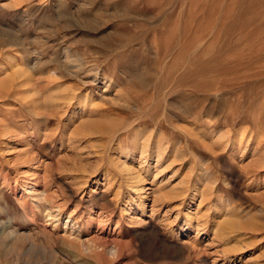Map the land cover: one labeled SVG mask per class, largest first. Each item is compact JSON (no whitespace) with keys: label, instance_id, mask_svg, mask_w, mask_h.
<instances>
[{"label":"rangeland","instance_id":"374dc122","mask_svg":"<svg viewBox=\"0 0 264 264\" xmlns=\"http://www.w3.org/2000/svg\"><path fill=\"white\" fill-rule=\"evenodd\" d=\"M0 69V264H264V0H0ZM53 82L114 131L33 108Z\"/></svg>","mask_w":264,"mask_h":264},{"label":"bare ground","instance_id":"6f19581e","mask_svg":"<svg viewBox=\"0 0 264 264\" xmlns=\"http://www.w3.org/2000/svg\"><path fill=\"white\" fill-rule=\"evenodd\" d=\"M9 59V58H8ZM14 59V58H13ZM12 59V60H13ZM15 60V59H14ZM75 60V59H74ZM73 60V61H74ZM3 61V60H2ZM11 61V60H10ZM5 63H6V61H4ZM14 62V61H13ZM16 62V61H15ZM74 65L73 66H71V68H74V69H77L78 71H77V73H81V72H85L86 74H85V76H87L88 78H91L92 80V82H94V83H96V84H98V82H97V78H98V70H96V69H98V68H96V65H95V68L96 69H94V68H89L88 66H84L85 65V63H83V62H81L80 60H77L76 62H74L73 63ZM89 64V63H88ZM5 65V64H4ZM5 68V67H4ZM74 69H72V70H74ZM1 70V69H0ZM3 70V69H2ZM70 71V70H69ZM17 72H18V70L14 73L13 72V75L14 74H17ZM76 72V71H75ZM102 72V71H101ZM72 73H74L73 71H72ZM105 73V72H104ZM69 74H70V72H69ZM102 74H103V72H102ZM106 76V75H105ZM15 77V76H14ZM18 77V76H17ZM86 77V78H87ZM16 78V77H15ZM54 80V79H53ZM105 80V79H104ZM88 81V80H87ZM24 82V81H23ZM30 82V81H29ZM28 82V83H29ZM20 83V82H19ZM54 83V82H53ZM91 83V82H90ZM25 84V83H24ZM4 85V84H3ZM7 85V84H6ZM12 85V84H11ZM20 85V84H19ZM49 85H50V82H49ZM85 85V84H84ZM83 85V86H84ZM87 85V84H86ZM91 85V84H90ZM53 86V85H52ZM5 87V86H4ZM11 88V87H10ZM16 88H17V86H16ZM19 88V87H18ZM20 89V88H19ZM47 89V90H46ZM45 89V91L44 92H40L39 93V91L37 90V89H35L33 86H31V88L30 89H28V94L30 95V103L32 104V106H33V108H37V109H39L41 106H40V103H39V101L41 100V98L43 99L42 101H43V103H44V106L47 108V111H48V109H49V106H50V109H53V110H56V111H59V113H66V111H68L69 109L71 110V114H72V116H74V115H78V116H80L81 118H82V116L83 117H88L87 118V120L85 121L84 120V122H81L80 124H79V126L76 128V129H73L74 131V133H77L78 132V129L80 130V128L82 129V130H85L87 133L86 134H88V135H95V136H97L98 137V135H96V134H106V133H109V132H111V131H114V130H112L113 128V123L111 122V119L112 118H108L107 117V119H104L105 121H100L99 119H96V117H95V115L96 116H100V114L101 113H104V111H109L108 109H100V108H98L97 106H95V105H93L92 104V100H90V103L88 102V104L89 105H87L86 106V103H87V101H88V97H87V95L85 94V95H83V94H76L75 93V90H73V88H62L61 87V85H58V83L55 85V83H54V86L53 87H51V86H49V87H47ZM7 90V89H6ZM8 91H9V89H8ZM11 92V91H10ZM77 92H78V90H77ZM25 93V92H24ZM2 94V93H1ZM4 95V94H3ZM21 96V95H20ZM115 97V96H114ZM29 103V104H30ZM113 105V104H112ZM115 105V104H114ZM43 106V105H42ZM44 107V108H45ZM88 108V110H86ZM108 108V107H107ZM111 109V108H110ZM55 111V112H56ZM114 111V110H113ZM110 112H112V111H110ZM109 112V113H110ZM54 113V112H53ZM117 113V112H116ZM48 114H50V113H48ZM55 114V113H54ZM106 114V113H105ZM108 114V113H107ZM118 114V113H117ZM120 114V113H119ZM60 115V114H59ZM92 115H94V118L95 119H93V118H91V116ZM110 115L112 116V114H109V117H110ZM47 116H49V115H47ZM102 116V118H103V115H101ZM114 116H116V115H114ZM57 117H58V115H57ZM93 117V116H92ZM117 117V119H118V117L119 116H116ZM73 118V117H72ZM114 119H115V121H116V118L115 117H113ZM123 118V117H122ZM114 119H112V120H114ZM83 120V119H82ZM103 120V119H102ZM119 120H120V117H119ZM123 120V119H122ZM127 120V119H126ZM139 120V119H138ZM118 121V120H117ZM137 121V120H136ZM135 121V122H136ZM114 122V121H113ZM121 122V121H120ZM129 122V121H128ZM141 122V121H140ZM68 123H71V121H68ZM125 123V122H124ZM123 123V124H124ZM129 123H131V122H129ZM133 123H134V121H133ZM132 123V124H133ZM146 123V122H145ZM118 124H122V123H116V125L117 126H115L116 128L118 127V126H120V125H118ZM122 124V125H123ZM125 124H127V123H125ZM138 124V123H137ZM121 125V126H122ZM5 126V125H4ZM37 126V125H36ZM133 126V125H132ZM131 126V127H132ZM137 127V126H136ZM154 127V126H153ZM112 128V129H111ZM139 128V127H138ZM126 129V128H125ZM154 129V128H153ZM156 129H158V128H156ZM122 130H124V129H122ZM130 130V129H129ZM132 130V129H131ZM11 131V130H10ZM115 131H117V129L115 130ZM138 131H140V130H138ZM158 131V130H157ZM160 131H162L161 129H160ZM160 131H159V133H160ZM13 132V131H12ZM65 132V131H64ZM118 132V131H117ZM117 132L115 133V135L117 134ZM131 132V131H130ZM132 132H133V130H132ZM11 133V132H10ZM78 133H80V132H78ZM112 133V132H111ZM121 133V132H120ZM154 133H155V131H154ZM84 134V133H83ZM124 134V133H123ZM138 134V133H137ZM158 134V133H157ZM157 134H156V136H157ZM111 135V134H110ZM110 135H108V137L110 136ZM133 135V134H132ZM136 135V134H135ZM142 135V134H141ZM154 135V134H153ZM152 135V136H153ZM75 136V135H74ZM120 136V135H119ZM125 136V135H124ZM134 136V135H133ZM143 136H145L144 134H143ZM143 136H142V138H143ZM78 137V136H77ZM114 137V136H113ZM122 137V136H121ZM130 137H131V135H130ZM60 139H61V137H59ZM94 138V137H93ZM115 138V137H114ZM120 138V137H119ZM119 138L117 137V139L119 140ZM125 138V137H124ZM156 138H158V137H156ZM59 139V140H60ZM76 139V138H75ZM79 139V138H78ZM99 139H101V137H99ZM103 139H104V137H103ZM102 139V140H103ZM123 139V138H122ZM61 140H63V139H61ZM64 140H65V138H64ZM79 140H81L82 141V139H79ZM110 140V139H109ZM139 140H140V138H138L137 136L136 137H134V139H133V144H134V148H135V150L137 149L138 150V152L140 153V155H142V154H144L145 152H146V148H147V146L145 147V149H144V146L145 145H147V144H145L144 146H138L139 144ZM147 140V139H146ZM81 141H78V142H80L81 143ZM105 141V140H104ZM126 141V140H125ZM125 141H123V142H125ZM143 141V140H142ZM157 141V140H156ZM155 141V142H156ZM159 141H161V140H159ZM172 141H174V139L172 140ZM89 142V141H88ZM171 142V141H170ZM75 143H77V141H75L74 139H73V137H69V140H68V145H74ZM105 143H107L106 141H105ZM108 143H110V142H108ZM114 143V142H113ZM117 143H118V141H117ZM120 143V142H119ZM132 143V142H131ZM160 143V142H159ZM176 143V142H175ZM79 144V143H78ZM104 144V143H103ZM138 144V145H137ZM156 144H158L157 142H156ZM161 144V143H160ZM76 145V144H75ZM74 145V146H75ZM105 145V144H104ZM119 145V144H118ZM142 145H143V142H142ZM159 145V144H158ZM163 145V144H162ZM161 145V146H162ZM172 145H173V142H172ZM175 145V144H174ZM173 145V146H174ZM98 146V145H97ZM106 146V145H105ZM110 146V145H109ZM160 146V145H159ZM160 146V147H161ZM107 147H108V145H107ZM130 147H132V145H130ZM163 147V146H162ZM151 149H153V148H151ZM162 149H164V148H162ZM160 150V148L157 146V151L154 153V157L156 158V164H158L159 163V158H160V156H161V153H160V151H163V150ZM101 151H103V149H100ZM99 150V151H100ZM131 150V149H130ZM100 151V152H101ZM107 151V150H106ZM151 152H153V151H151ZM95 153V152H94ZM102 153V152H101ZM100 153V155H102ZM99 154V153H98ZM97 154V155H98ZM123 154H124V152H123ZM96 155V154H95ZM99 155V156H100ZM151 155V154H150ZM87 156H88V154H87ZM98 156V157H99ZM128 155L126 154L124 157H127ZM100 157H102V156H100ZM131 157V156H130ZM261 157V156H260ZM96 158H97V156H96ZM106 158V157H105ZM104 158V159H105ZM264 157H261L260 158V160L261 159H263ZM101 159V158H100ZM108 159V158H107ZM132 159V158H131ZM259 160V159H258ZM257 160V161H258ZM105 161V160H104ZM110 161V160H109ZM256 161V162H257ZM97 162V161H96ZM100 162H102V161H100ZM108 162V161H107ZM107 162H105V163H107ZM262 162V160L259 162L260 164H262L263 166H264V162L263 163H261ZM98 163V162H97ZM110 163H111V161H110ZM99 164H101V163H99ZM98 166H100V165H98ZM97 166V167H98ZM106 166H107V164H106ZM117 166H118V164H117ZM202 167V166H201ZM257 167H255V169H256ZM123 169V168H122ZM200 169V168H199ZM75 170V169H74ZM92 170V169H91ZM127 171V170H126ZM130 171V170H129ZM74 172V171H73ZM90 173H94V171H92V172H90ZM87 176V175H86ZM134 176V175H133ZM134 180H135V178H133ZM126 180V179H125ZM130 180H132L131 178H130ZM139 181V180H138ZM137 181V182H138ZM209 183V182H208ZM3 185V184H2ZM141 190H143L141 187H139V186H137L136 187V192H140ZM46 194V193H45ZM138 196V195H137ZM139 197V196H138ZM36 198V197H35ZM34 198V199H35ZM44 198V197H43ZM48 198V197H47ZM166 200V199H165ZM56 201V200H55ZM42 202V201H41ZM53 202V201H52ZM53 206V205H52ZM47 207H49V209H51L50 208V206H47ZM46 208V207H45ZM44 208V209H45ZM56 208H53V209H51V210H54V211H57V209H58V207H57V209L55 210ZM43 211V210H42ZM48 211V210H47ZM47 213V212H46ZM52 213V212H51ZM50 212L48 213V214H46L45 216L46 217H48V218H55L56 216H58L59 215V212L57 211V215L55 216V215H53L52 216V214H51ZM43 214V213H42ZM42 214H40V215H42ZM44 217V216H43ZM50 221V220H49ZM48 221V222H49ZM51 222V221H50ZM49 222V223H50ZM52 224H53V222H52ZM54 225V224H53ZM250 225V224H249ZM251 226V225H250ZM73 227V226H72ZM248 228V227H247ZM54 229V228H53ZM72 230V229H71ZM250 230V229H249ZM68 232V231H67ZM245 232H246V230H245ZM69 235L68 236H66L67 238H70V239H72L71 238V236H72V234L69 232L68 233ZM78 234V233H77ZM12 234L11 233H8V232H6V231H2L1 233H0V237H4V236H11ZM66 235V234H65ZM77 237V236H76ZM69 239V240H70ZM73 240L74 241H77V242H79V248H82L83 249V251H84V253H87V254H95V255H109V256H118V255H120V253H122V247H121V245L120 244H118V243H113V244H107V243H101V244H97V243H95L94 241H85V242H82V241H79L78 240V238H75V237H73ZM72 245V244H71ZM74 245V244H73ZM236 251V250H235ZM234 251V252H235Z\"/></svg>","mask_w":264,"mask_h":264}]
</instances>
